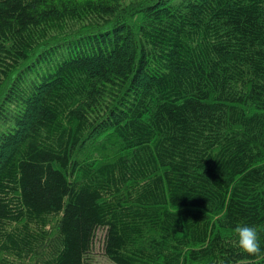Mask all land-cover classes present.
I'll return each instance as SVG.
<instances>
[{"label": "trees", "instance_id": "1", "mask_svg": "<svg viewBox=\"0 0 264 264\" xmlns=\"http://www.w3.org/2000/svg\"><path fill=\"white\" fill-rule=\"evenodd\" d=\"M264 0H0V264H264Z\"/></svg>", "mask_w": 264, "mask_h": 264}, {"label": "clouds", "instance_id": "2", "mask_svg": "<svg viewBox=\"0 0 264 264\" xmlns=\"http://www.w3.org/2000/svg\"><path fill=\"white\" fill-rule=\"evenodd\" d=\"M234 232L236 234L235 243L240 251L249 256L264 258V249L261 248L259 233L255 226L238 225Z\"/></svg>", "mask_w": 264, "mask_h": 264}, {"label": "rangeland", "instance_id": "3", "mask_svg": "<svg viewBox=\"0 0 264 264\" xmlns=\"http://www.w3.org/2000/svg\"><path fill=\"white\" fill-rule=\"evenodd\" d=\"M100 248H101V242L97 241L96 248H95V257H96V263L95 264H112L109 260H107L105 257H103L100 254Z\"/></svg>", "mask_w": 264, "mask_h": 264}]
</instances>
